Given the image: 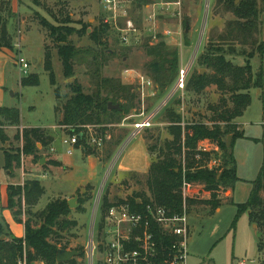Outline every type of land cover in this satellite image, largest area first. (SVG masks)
<instances>
[{"label":"rangeland","instance_id":"obj_1","mask_svg":"<svg viewBox=\"0 0 264 264\" xmlns=\"http://www.w3.org/2000/svg\"><path fill=\"white\" fill-rule=\"evenodd\" d=\"M10 1L9 5L14 8L13 0ZM240 2L241 0L235 1L237 5ZM16 3H18L17 11H14L13 17L8 19V31L11 36L9 48L13 51L10 56L13 76L9 84L8 100L10 106L20 109L22 121L20 124L4 122L1 125L4 131V149L20 156L21 163L20 167L9 169V175L11 178H16L12 185L24 186L26 182L37 179L43 158L48 156L43 167L48 166V163L57 162L51 158L53 146L43 148L41 143L38 144L43 158L34 163L35 168L30 162L32 157L25 155L22 150L23 140L19 138V133L24 128L23 124L46 128L47 132L54 136V147L58 158L69 166V169L53 186L48 187L49 192L44 195L40 205L47 204L49 195H52L56 186L63 187L56 192H68L89 180L96 188V191L91 192L92 185L88 184L90 186L84 187V191L80 194L81 198L77 194L68 199L69 201L76 198L75 206L70 207L71 212L66 218L76 221L77 224L66 230H58V235L54 238L60 247L84 251L83 256L80 254L73 259L79 264H88L86 251L89 242L94 238L98 244L101 237L99 223L102 217L100 206L103 196L108 195L111 201L117 202L135 196L136 193L147 191L146 180L150 169V167L147 168L148 164L159 157L160 148L165 146L167 140L172 139L168 127L174 114L181 115L183 128L195 122H204L213 126L218 122L217 110L233 106L231 93L221 91L216 85L208 86L202 93L188 89V82L195 73L210 72L208 68L200 64V57L209 46L213 45L221 49L227 59L238 65L246 64L248 53L253 50H256V55L251 60L253 66L263 65V60L259 56L257 45L242 43L240 39L234 38L233 34L229 38L225 37L229 28L234 26L231 23L237 19V16L220 0H134L132 12L139 27L137 35L139 40L131 45L121 40L117 24L105 21L107 13L103 10L100 0H16ZM4 7L0 4V9ZM262 19L264 20V15ZM42 22L50 26L68 23L76 32L88 27L87 32L70 35L69 41L80 49H94L100 52L106 47L114 50L115 53L108 57L101 76L131 85L136 94L134 107L128 114L114 115L103 124L91 125L87 128L85 143L89 144L92 155L101 168L93 167L89 160L83 159L81 150L77 148H82L83 144L79 146L77 144L73 154H68L69 146L64 140L70 134V128L60 126L62 106L72 94L68 84L78 80L83 85L84 91L91 93L95 90V77L88 71L86 63L79 62L75 63V76L71 78L64 76L57 42L52 39L49 30ZM101 25L108 27V31L102 36L105 42L104 47L90 37V34ZM262 28L264 29V23ZM257 37L259 41L264 40V33L257 34ZM155 47H161V53L162 51L178 53L176 72L185 64L191 65L185 91L175 93L168 101L167 95L173 90L178 75L175 73L173 83L164 91L158 87L149 70V64L153 59L149 50ZM48 52L51 55L50 60L57 85L51 83L49 71L45 69ZM19 55L29 61L28 73L20 71ZM34 58H37V61L33 62ZM31 74L39 75L40 84L23 86L21 79ZM140 75L152 81V85L146 84L144 89L139 79ZM58 86L61 88V97H57L56 94ZM250 92L252 105L245 116L238 119L244 124L245 135L249 138L240 139L235 149L239 171L242 177L245 176L243 177L245 184L241 183L238 198L245 202L249 198L252 181L258 178L264 162V98L262 94L260 96L257 94V88H252ZM165 101V106L156 116L154 124L150 128L141 130L134 139L127 142L133 130L131 122L139 120L140 113L153 111ZM121 103L128 105L127 101L120 100L117 104L122 110L124 108ZM130 115L131 120L125 121V118ZM123 122L125 125H121ZM230 136L232 135L227 137V141ZM94 138L98 140L102 138V146L94 143ZM1 145L0 138V147ZM206 147L207 151L200 150ZM84 151L85 155L89 154V149ZM216 151H219L216 143L208 140L199 142L198 153L215 155ZM182 160L185 167L187 162L185 148ZM257 163L258 169L255 166ZM4 164L5 155L0 149L2 190L8 183L3 170ZM196 189L199 188L189 185L187 195L199 196V190ZM89 194L90 199L82 207V202ZM204 195L202 193L200 196ZM5 208L7 206L1 203L0 238L2 239L11 232L5 222ZM210 209V205L206 203H196L189 208L188 213L194 224L188 242L186 264H240V262L261 264L258 244L264 241V231L261 227L255 229L257 225L254 226L255 228L252 226L250 215L245 212L237 216L238 207L227 203L223 204L220 213L210 212ZM16 210L19 212V217L24 220L32 218V215L38 212L37 208L30 209L25 204L22 208L17 207ZM202 216L204 218H201ZM25 257L26 251H23L20 264H26ZM36 264H41V261ZM42 264L45 263L42 262ZM94 264H103L101 250L96 252Z\"/></svg>","mask_w":264,"mask_h":264},{"label":"trees","instance_id":"obj_2","mask_svg":"<svg viewBox=\"0 0 264 264\" xmlns=\"http://www.w3.org/2000/svg\"><path fill=\"white\" fill-rule=\"evenodd\" d=\"M230 11H233L237 19L232 21L225 37L233 34L234 38L240 39L242 43L257 45L259 56L263 60L264 40L259 41L257 34L264 33L262 25L264 20V0H241L237 5L236 0H220ZM10 0H0V4L5 6L0 9V48L11 47L8 31V19L13 17L14 10L9 5ZM4 14V15H3ZM6 15V16H5ZM49 30L50 36L57 42L59 56L63 63V73L66 78L75 76V63H86L89 72L95 77V90L91 93L84 91L83 85L76 80L69 83L71 95L62 106L60 126L70 128V134L79 135V145L84 149H89V154H93L89 144L85 143L87 128L91 125H99L107 122L114 115L124 116L134 107L136 94L131 85H125L121 81H115L101 76L104 65L108 61L110 54L114 50L104 47L103 34L108 31L106 25L96 28L90 37L103 46L104 51L97 52L94 49L77 48L70 35L87 32L88 27L83 31L76 32L68 23L61 26H50L42 22ZM149 54L153 56L149 67L150 75L163 91L174 81L178 68V53L162 51L161 47L151 48ZM168 53V54H167ZM256 55V50L248 53V61L244 65H238L227 59L221 49L211 45L200 57V64L210 70L205 74L195 73L188 82V89L197 93H202L208 86L216 85L223 92L231 93L232 107L219 109L216 112L218 122L210 126L204 122L190 123L182 127L181 115L172 117L168 127L172 139L166 141L165 146L159 150V157L152 161L147 174L146 184L150 191L148 196L145 192L136 193L128 200L132 203L133 209L143 210L144 204L154 200L158 204L165 206L171 214L182 213L185 208H189L196 203H206L210 205L211 211H215L222 201V195L229 188L233 189L239 180L237 176V160L234 155V143L237 138L243 137L236 119L243 116L247 108L252 103L251 89L263 88V65L258 71H254L251 63ZM50 53H46L45 69L49 71L51 83L57 85L55 72L50 60ZM179 70V69H178ZM23 86L39 85V75L31 74L21 79ZM57 97H61L60 86L56 87ZM120 100H125L128 105L123 106V110H109V102L117 104ZM21 112L16 107H1L0 122H10L20 124ZM0 134L4 138V131L0 129ZM233 136L231 145H228L227 137ZM19 138L23 140L22 150L27 156H31L36 162L41 160L38 144L43 148L48 147L54 138L41 127H25L20 131ZM208 140L216 143L219 151L213 153H198L199 142ZM186 149V164H183V151ZM201 158H197L198 155ZM212 160H218V164L209 168ZM21 158L11 152L6 153V166L8 169L20 167ZM15 165V166H14ZM185 169V170H184ZM202 184L203 190L210 193L209 199L198 200L195 196L186 195L184 183ZM45 188L39 180H31L22 185L8 186L7 208L13 213L15 220L25 226L24 237H18L11 232L6 234V238H0V264H20L21 255L26 251V264H35L38 261L45 264H58L57 254L60 247L54 238L58 235V230H66L76 221H71L66 217L70 214L71 208L67 199L58 198L48 203L42 211L34 213L32 218L26 220L19 217L17 207L22 208L23 204L32 209L36 206ZM81 198V195H79ZM88 195L81 206L90 199ZM141 198L142 203L137 199ZM123 201V199L119 200ZM108 195H104L100 206L101 214L104 215L107 209L113 204ZM238 207L237 216L251 210L250 219L257 223L264 231V164L256 180L253 181V189L249 199L245 203L236 204ZM102 225L99 224V229ZM157 232L159 255L156 264H164V259L170 253V247L176 237L170 236L162 231L160 227H155ZM260 259L264 264V241L260 243ZM84 251H81V256ZM60 264V263H59ZM68 264H79L72 259Z\"/></svg>","mask_w":264,"mask_h":264},{"label":"built area","instance_id":"obj_3","mask_svg":"<svg viewBox=\"0 0 264 264\" xmlns=\"http://www.w3.org/2000/svg\"><path fill=\"white\" fill-rule=\"evenodd\" d=\"M133 1L100 0L103 10L107 13L105 21L117 24L121 40L129 45L136 44L139 40L137 36L139 27L132 12ZM18 65L20 71L28 73L30 64L25 57L19 55ZM190 70V63L180 68L174 88L167 95V101L175 93L185 91ZM139 79L144 89L146 84L152 85V81L147 80L143 75H140ZM165 103L166 101L153 111L140 113L141 118L131 122L130 125L133 130L127 142L134 139L141 130L150 128L154 124L156 116L165 106ZM131 118L130 115L125 118V121H130ZM121 125H125V122ZM66 137L64 141L69 146L68 154H73L74 147L79 143V135L69 134ZM100 139L94 138L93 140L94 143L102 146L103 141L102 138ZM202 149L204 151L208 150L207 147L200 150ZM197 158H200V154ZM210 164L209 166L212 168L218 164V160H213ZM189 185L186 182L184 183L185 196ZM141 200V198H138L137 202L142 203ZM99 224L102 225L99 229L101 237L98 244L94 238L89 242L86 251L88 264H94L98 250L103 253V264H156L159 251L155 227H160L164 233L176 237L170 247L169 255L164 259V264H186L190 235L189 213L186 204L182 213L171 214L168 208L154 200L144 204L142 211L133 209V205L128 199L117 201L102 215ZM24 263H26V257ZM241 264H244V262H241Z\"/></svg>","mask_w":264,"mask_h":264},{"label":"crops","instance_id":"obj_4","mask_svg":"<svg viewBox=\"0 0 264 264\" xmlns=\"http://www.w3.org/2000/svg\"><path fill=\"white\" fill-rule=\"evenodd\" d=\"M13 6H14V8H13L14 11L16 12L17 11V7H18V3H16V0H13ZM12 52L13 51L9 47H1L0 48V108L1 107H13V106H10L11 104H10V101L8 100L9 84L11 83L10 81H11L12 76H13V69H12V66H11L12 63L10 61V56H11V54H13ZM33 60L37 61V58H34ZM41 60L42 59H40V61ZM259 67H260V64H258V66L254 65L253 66L254 71H258ZM257 94L259 96L262 94L263 98H264V56H263V88H257ZM251 105H252V103H251ZM250 106L247 108V110L245 111L243 116H241V118L245 116V114L248 112ZM239 118L236 119V123L238 124L240 131L243 133V137L237 138L235 140V143H234V155H235V158L237 160V176L239 177V180L237 181V183H236V185H235V187L233 189L229 188L228 190H226V192H224V194L222 195L223 201H222L221 205L218 208H216L215 211H214V212H217V213L221 212V210L223 208V204H225V203L232 204V205H235V206H237L236 204H238V203H245V200L242 201V200H240L238 198V192H239V188L241 186V183L243 182L245 184V180H244L245 178H243L245 176L242 177V175H241V173L239 171V169H240L239 168V162H238V158L236 156L235 149L239 145V140L243 139V138H246L247 135H245L244 124L238 121ZM263 120H264V116H263ZM23 127L24 128L25 127L31 128V127H37V126H27V125L23 124ZM41 128H43V127H41ZM0 129H3L2 125H1V122H0ZM44 129H46V128H44ZM52 137L54 138V136H52ZM0 138L2 140V145H1L0 149L3 151V153L5 155V164L3 166V170H4L5 174H6L7 181H8V183L4 185V187H5L4 190H2L1 182H0V204L2 203V205L6 207L7 204H8V186L12 185V182H14L16 180V178H13V177L11 178V176L9 175V169L6 166V153L7 152H11V151H9V150L6 151L4 149L5 143H4V140H3V136H1V134H0ZM247 138H249V137H247ZM54 141H55V139H54ZM54 141L51 143V145L49 147L52 148V146H53V157H51V158H54L55 159L54 161H57V162L55 164L54 163L53 164L52 163H48V166L43 167V165L46 163V161L48 159V156H47V157H45V158H43L41 160V162H40L41 166H40V169H38L39 170V172H38L39 174L37 175V179L36 180H39L41 182V184L45 188V193L41 197L39 203L32 208V209L37 208L38 211L39 210L42 211L43 209H45V207L48 205V203L53 201V200H55V198L56 199L57 198H62V199H67L68 200L70 197H73V196H75L77 194L78 195L82 194V192L84 191V187L86 185L90 186L88 184L92 185V187L90 186V188L92 189L91 192L92 191L93 192L96 191L95 185L92 184V182L89 181V180L85 181L84 183L82 182L77 187H75L73 190H70V191L68 190V192H62V191L56 192L59 188H63V187H57L56 186L54 188L55 191L54 190L52 191V195H49L47 204L44 205V206L40 205V202H41L42 198L44 197V195H46L49 192L48 187L49 186L50 187L53 186V184L58 180V178L63 177L64 174L69 169V166L64 164V162L61 159L58 158L56 149L54 147ZM77 148H79L81 150V154H82L83 159L89 160L91 162V166L97 167V168H101V166L99 165V162L97 161V159H95V157L92 154H88V155L84 154V152H85L84 151V146H82V148L81 147H77ZM39 153H41V151ZM30 160H31L30 162L33 164V168H35L36 167V165H34L35 162L32 159H30ZM94 160H96L97 162L94 161ZM151 164H152V162L148 164L147 168H149L151 166ZM263 164H264V162H263ZM255 166H256V169H258V163L255 164ZM44 168L46 169V171H44L45 170ZM41 170H43V171H41ZM192 185L195 186L196 188L197 187L199 188V189H196V190H199V193H198L199 196H197L195 194H193L191 196H193V197L195 196V198H197V199L198 198H201V199L202 198L203 199H209L210 198V193L205 191V190H203V185L202 184H197V185L196 184H192ZM252 189H253V181H252V187L250 188V190H251L250 194L252 192ZM201 191H202L203 194H205L203 197L200 196L202 194ZM145 193L148 196L150 195V191H149L148 187H147V191ZM249 197H250V195H249ZM210 212H212V211H210ZM210 212H208V214H210ZM250 212H251V210L247 211V213L249 215H250ZM4 217H5V222L7 223V225L9 226V228L11 230V233L14 234L15 236H18V237H24V235H25V226H24L23 223H19V222H17L15 220V218L13 216V213H12V211L10 209L5 208ZM201 218H204V216H202ZM191 219H192V217L189 214L190 235H192L193 224H194V223H192ZM255 225L258 226L257 223L252 222V226L254 227ZM258 228H259V226L257 228H255V229H258ZM190 235H189V238H190ZM258 245H259V248H260V243ZM41 264H42V262H41ZM240 264H241V262H240Z\"/></svg>","mask_w":264,"mask_h":264},{"label":"water","instance_id":"obj_5","mask_svg":"<svg viewBox=\"0 0 264 264\" xmlns=\"http://www.w3.org/2000/svg\"><path fill=\"white\" fill-rule=\"evenodd\" d=\"M200 47V46H199ZM35 62V60H33ZM108 108L111 109H121V106L119 104H113L112 102H109ZM232 142V136L228 139V145H231ZM75 200L76 198H73L69 200V205L71 208L75 206ZM81 254V251L78 250H68V249H59L57 254V262L58 263H68L76 256H79Z\"/></svg>","mask_w":264,"mask_h":264}]
</instances>
